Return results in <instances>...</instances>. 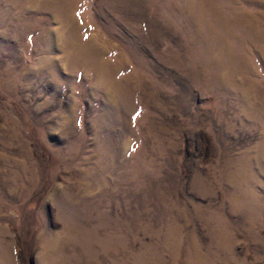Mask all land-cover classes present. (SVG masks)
<instances>
[{"label": "rangeland", "instance_id": "obj_1", "mask_svg": "<svg viewBox=\"0 0 264 264\" xmlns=\"http://www.w3.org/2000/svg\"><path fill=\"white\" fill-rule=\"evenodd\" d=\"M0 264H264V0H0Z\"/></svg>", "mask_w": 264, "mask_h": 264}]
</instances>
